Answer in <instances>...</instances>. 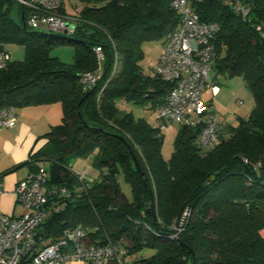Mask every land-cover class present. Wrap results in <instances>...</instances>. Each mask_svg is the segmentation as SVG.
<instances>
[{
  "label": "trees",
  "instance_id": "1",
  "mask_svg": "<svg viewBox=\"0 0 264 264\" xmlns=\"http://www.w3.org/2000/svg\"><path fill=\"white\" fill-rule=\"evenodd\" d=\"M78 1L82 6L69 13L62 0L59 13L75 24L65 36L28 27L24 6L16 2L12 13L15 1L0 0V43L7 51V43L23 47L22 59L0 70V109L55 102L62 108L44 143L5 171L44 166L50 184L71 190L64 209L41 222V242L81 224L92 243L120 241L129 264H264V0H241L249 7L244 19L231 0H192L200 20L218 27L215 76L241 77L255 104L248 116L220 126L212 147L199 143L198 127L178 126L168 159L159 126L119 103L152 110L163 103L170 84L152 64L144 71L143 44L162 45L179 14L170 0ZM57 44L73 46L72 62L50 54ZM97 46L102 74L84 87L83 74L99 65ZM81 159L90 161L87 185L73 172Z\"/></svg>",
  "mask_w": 264,
  "mask_h": 264
},
{
  "label": "built area",
  "instance_id": "2",
  "mask_svg": "<svg viewBox=\"0 0 264 264\" xmlns=\"http://www.w3.org/2000/svg\"><path fill=\"white\" fill-rule=\"evenodd\" d=\"M26 12V24L40 31L71 35L75 24L71 18L59 13L62 0H16ZM179 14V24L162 42L161 51L152 70L170 84L163 103L156 109L161 130L172 123L198 127V141L203 147H212L221 140L217 115L202 98L209 85L208 75L214 57L213 37L215 23L200 20L192 0H170ZM234 12L243 19L249 7L241 0H231ZM257 29L262 32L260 26ZM96 53L101 47L94 48ZM101 54V53H100ZM102 56V54H101ZM11 53L0 43V70L11 61ZM116 70H113V73ZM98 77L86 72L81 77L84 87H93ZM214 92V86L211 87ZM17 113L13 106L0 109V127H13ZM74 174L87 185L93 176L85 169ZM3 185L0 178V197ZM19 214L5 213L0 209V264H63L67 260H81L92 264H129L127 248L120 241L107 239L104 243L88 240L87 229L81 224L66 229L56 241L43 243L38 228L51 214L62 211L71 190L61 184L49 183V172L44 166L18 180L13 188ZM188 215L184 212V216ZM264 230V229H262ZM261 230V231H262ZM262 234V233H261Z\"/></svg>",
  "mask_w": 264,
  "mask_h": 264
},
{
  "label": "crops",
  "instance_id": "3",
  "mask_svg": "<svg viewBox=\"0 0 264 264\" xmlns=\"http://www.w3.org/2000/svg\"><path fill=\"white\" fill-rule=\"evenodd\" d=\"M158 54L159 52L156 55V59ZM208 80L209 85L203 92L207 91L209 96L205 100L202 92L203 100L207 103L208 108L214 111L215 114L219 113L220 110H222L223 113L228 112L233 101H237L235 92L227 87L224 88L220 86L218 75L215 76L214 74L212 79ZM212 86H214V92L211 89ZM15 110L17 113L15 125L7 129H0V178L3 185V194L0 197V209L5 213L17 215L20 212V208L15 205L13 188L15 183L28 173V169L23 166L12 169L7 173H5V171L26 160L32 150L39 148L44 143L42 135H44L51 126L61 121L62 108L59 102H55L50 104L28 105L15 108ZM248 114L246 116H248ZM217 119L220 126L235 122V120L229 122L231 120L226 114H217ZM170 125L166 130H162V132L164 133V131L170 129ZM81 160H78V162L86 164V160ZM9 200L10 204H8ZM129 258L132 259L131 256ZM63 264L92 263L71 259L65 261ZM104 264L112 263L106 262Z\"/></svg>",
  "mask_w": 264,
  "mask_h": 264
},
{
  "label": "rangeland",
  "instance_id": "4",
  "mask_svg": "<svg viewBox=\"0 0 264 264\" xmlns=\"http://www.w3.org/2000/svg\"><path fill=\"white\" fill-rule=\"evenodd\" d=\"M14 5L12 9V13H16V0H14ZM65 8L67 12L73 13L76 12L75 10L79 9L82 4L78 0H64ZM17 19V18H16ZM7 49L11 53L12 60H21L23 57V47L16 43H7L6 45ZM143 49L145 52L144 58L141 62L144 71L150 72V65L154 64L156 62V55L161 49V41L160 40H150L143 44ZM95 51V50H94ZM96 53V51H95ZM101 52L96 53L97 59L99 61L98 68L96 70H93V72L97 77H100L102 74V62H103V56L100 54ZM50 54L52 56H56L60 58L62 61L70 63L74 60V48L70 44H57L51 47ZM156 59V60H155ZM214 75V71L211 69L208 75V79H212ZM219 85L223 86L224 88L227 87L236 94L237 101H233L231 106L229 107V111L226 113H223L222 110L219 111L221 114H226L229 116L230 120L229 122H232L233 120H236V115H242L246 116L254 107L255 101L252 96V93L245 85V82L242 80L241 77L234 76V77H226L224 75L219 74ZM204 99L209 96L208 92H203ZM119 106L125 108L127 111H130L133 113L135 117H142L147 119V121L152 126H159L157 119H156V110H152L148 108L147 106H135L133 104H128L127 102H121L119 103ZM217 113V114H219ZM216 114V115H217ZM17 121V119H16ZM178 125L173 123L170 125V129L167 131H164V141L162 146V154L165 159H168L172 153L173 150V140L175 136V132L177 130ZM0 129H7V127H0ZM86 164H82L81 162L75 161L73 162L74 167L82 168L87 171L90 170V161L86 159ZM121 189L125 196L128 199L132 198L131 189L128 183L121 182ZM8 204H10V200L8 201ZM184 214V213H183ZM262 235H264V230L261 231ZM147 251H143L142 255H147ZM130 260V258L128 259Z\"/></svg>",
  "mask_w": 264,
  "mask_h": 264
}]
</instances>
